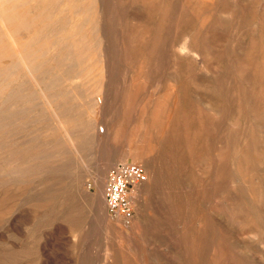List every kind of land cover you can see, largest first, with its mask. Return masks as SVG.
<instances>
[{"label":"rangeland","instance_id":"rangeland-1","mask_svg":"<svg viewBox=\"0 0 264 264\" xmlns=\"http://www.w3.org/2000/svg\"><path fill=\"white\" fill-rule=\"evenodd\" d=\"M22 1L24 10L29 0ZM245 1L98 0L95 17L104 16V5L113 15L110 8L116 2V9L124 16L122 27L138 30L139 21L131 26L125 19L141 15L149 20L147 25L155 36L153 22L165 13L170 17L181 14L184 33L197 38L205 61L212 60L208 57L216 52L217 58L221 56L222 61L216 62L212 71L215 75L223 72L227 62L232 63L237 42L249 44L253 31H260L263 24L260 7L264 0ZM55 7L57 13L59 8ZM204 20L209 25L200 31ZM218 28L223 34L216 41ZM38 30L40 26L31 33ZM29 36L20 33L15 41L21 44ZM171 42L169 38L166 50ZM245 51L248 53L246 47ZM184 54L192 70H185L180 123L172 121V104L162 101L166 94L159 92L158 73L151 75L149 71L141 76L140 61L132 66L127 80L122 74L117 77L109 95H76L77 100L87 102L83 117L102 119L104 127L97 128V133L93 129L88 138L73 137L78 142L77 154L60 156L57 168H45L26 182L17 179L9 186L0 184V264H264V218L252 222L247 216L244 186L234 189L232 185L234 152L232 144L225 143L230 129L227 123L206 119L207 107L220 99L209 96L201 86L203 77L197 81L194 71H204L198 54L190 58ZM103 98L107 99L105 110L101 107ZM241 122L247 124L245 118ZM143 147L158 152L142 160L139 151ZM77 155L81 163L73 160ZM124 162L142 165L147 177L133 189L130 220L113 215L104 203L108 174ZM98 177L104 179L102 191L96 186ZM122 229L126 233H121ZM252 230L254 233L248 232Z\"/></svg>","mask_w":264,"mask_h":264},{"label":"bare ground","instance_id":"bare-ground-1","mask_svg":"<svg viewBox=\"0 0 264 264\" xmlns=\"http://www.w3.org/2000/svg\"><path fill=\"white\" fill-rule=\"evenodd\" d=\"M97 1L29 0L23 10L25 2L22 0H0V184L9 186L17 179L22 182L29 177L34 178L45 168H57L63 154H77L78 142L73 137L93 136L91 131L104 127V121L84 118L87 102L77 100L76 95L82 92L109 95L117 84V77L120 74L128 77L138 61L141 76L148 75L149 71L151 75L158 73L159 92L166 94L162 101L172 104V121L180 123L182 95L187 80L185 70H192L189 64L186 65L185 51L189 58L198 54L204 71H194L197 81L203 77L201 86L209 91V96L220 99L216 104L211 103L213 108L208 109L211 104L207 107L206 119L228 124L230 134L225 136V143L233 146L235 173L232 185L234 189L244 186L248 198L247 216L253 218L252 222H260L264 218V4L261 3L260 7L263 19L260 31H253L247 45L238 41L235 53L232 51V63L227 62L223 72L214 75L213 68L216 62L222 61L221 56L217 58L215 51L214 58L209 56L208 59L212 60L205 61L197 38L184 33L181 14L170 17L165 13L156 19L152 28L157 34L153 36L147 25L149 20L141 15L132 14L125 19L131 26L132 22L139 21L141 28L138 30L129 31V28L122 27L120 20L124 16L116 9V2L110 8L113 15L108 14V7L104 5V16L95 17L100 8ZM56 5L59 8L57 13L54 11ZM207 25L208 21L204 20L200 31L207 30ZM39 26L40 30L33 35V28L39 29ZM222 32L220 28L215 30L216 41ZM20 33L30 36L27 41L17 44L15 39ZM169 38L172 42L166 50ZM122 62L126 63L125 66L124 63L121 65ZM101 101L105 110L107 99ZM74 114L81 115L76 117ZM244 118L247 120L245 126L241 122ZM97 136L100 137V133ZM139 152L142 160H148L145 155L158 151L147 147ZM73 158L77 163L82 162L78 155ZM102 178L96 180L99 191H102L100 185L104 183ZM140 185L135 186V190ZM248 232L254 233L253 230ZM121 233L126 232L122 229Z\"/></svg>","mask_w":264,"mask_h":264},{"label":"built area","instance_id":"built-area-1","mask_svg":"<svg viewBox=\"0 0 264 264\" xmlns=\"http://www.w3.org/2000/svg\"><path fill=\"white\" fill-rule=\"evenodd\" d=\"M146 174L137 163H119L108 174L104 203L113 215L130 220L133 216L132 191L144 183Z\"/></svg>","mask_w":264,"mask_h":264}]
</instances>
